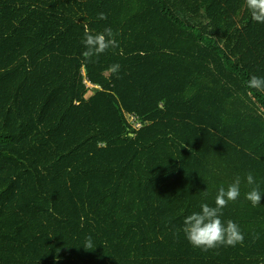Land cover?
Wrapping results in <instances>:
<instances>
[{
	"label": "trees",
	"instance_id": "trees-1",
	"mask_svg": "<svg viewBox=\"0 0 264 264\" xmlns=\"http://www.w3.org/2000/svg\"><path fill=\"white\" fill-rule=\"evenodd\" d=\"M85 26L119 46L85 62ZM252 75L264 23L244 0H0V264H264ZM238 175L221 219L243 243L193 247L184 218Z\"/></svg>",
	"mask_w": 264,
	"mask_h": 264
},
{
	"label": "clouds",
	"instance_id": "clouds-1",
	"mask_svg": "<svg viewBox=\"0 0 264 264\" xmlns=\"http://www.w3.org/2000/svg\"><path fill=\"white\" fill-rule=\"evenodd\" d=\"M244 5L253 21L264 23V0H244ZM98 19L104 20L107 19V16L105 13H99ZM115 36L116 33L113 32L111 27H105L102 32L94 33L85 26L83 38L85 50L82 52L84 61L95 63L96 60L94 58H98L109 49L117 48L119 45ZM119 70L120 65L118 63L111 64L105 69L106 72L113 74L118 73ZM246 86L249 89L264 91V77L252 75L246 82ZM95 87L97 86L93 88ZM243 180L247 185H255V187H252L245 193V198L253 206L260 204L262 194L259 185L255 182L253 174L248 172L243 177ZM241 182L242 177L239 175L236 176L234 181L226 188L223 186L219 188L215 196L214 206L202 203L199 212H193L184 218L182 231L187 241L193 247L207 251L219 246L235 247L237 244L243 243L244 235L239 225L231 219L227 220L226 223L221 219L223 216L222 210L227 207L230 201H235L239 198ZM255 239H259V234L253 233V240ZM92 247L91 237H88L85 241L84 248L87 250Z\"/></svg>",
	"mask_w": 264,
	"mask_h": 264
},
{
	"label": "built area",
	"instance_id": "built-area-1",
	"mask_svg": "<svg viewBox=\"0 0 264 264\" xmlns=\"http://www.w3.org/2000/svg\"><path fill=\"white\" fill-rule=\"evenodd\" d=\"M88 85L90 86L91 85V83L90 82H88ZM93 86V85H92ZM91 87V86H90ZM94 87V86H93ZM93 87H91V88H93ZM141 125L138 123V124H136V127L137 128H139Z\"/></svg>",
	"mask_w": 264,
	"mask_h": 264
},
{
	"label": "rangeland",
	"instance_id": "rangeland-1",
	"mask_svg": "<svg viewBox=\"0 0 264 264\" xmlns=\"http://www.w3.org/2000/svg\"><path fill=\"white\" fill-rule=\"evenodd\" d=\"M91 87H93L92 85H90Z\"/></svg>",
	"mask_w": 264,
	"mask_h": 264
}]
</instances>
